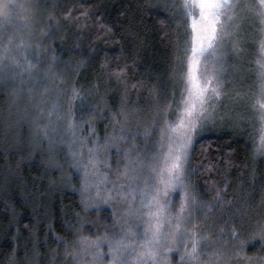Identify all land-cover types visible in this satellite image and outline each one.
<instances>
[{
  "label": "trees",
  "instance_id": "1",
  "mask_svg": "<svg viewBox=\"0 0 264 264\" xmlns=\"http://www.w3.org/2000/svg\"><path fill=\"white\" fill-rule=\"evenodd\" d=\"M41 1L45 7L39 11L37 28L45 52L42 67L62 78L55 86L66 91L68 97L72 85L80 88L84 96L72 105L75 119L83 120L77 135L89 137L94 131V137L87 141L103 143L111 131V116L123 124L125 114L135 124L143 119L147 128L154 131L153 124L164 119L165 99L172 98L159 94L178 95L183 87L179 70L184 54L181 42L186 37L179 10L169 9L166 17L160 9L168 3L159 0ZM160 20L164 23L158 25ZM117 21L123 32L118 39L109 38L102 27L113 26ZM53 23L55 31L46 36ZM255 25L260 27L258 22ZM106 60L111 63L110 68L101 67ZM117 63L129 65L127 79L117 80L112 75ZM63 78L68 87H64ZM133 81L150 83L154 91L150 94L149 88H132ZM39 87L51 90L48 82ZM16 100L0 86V264H7L13 254L16 264H72L70 253L77 250V237L90 233L89 220L97 216L110 219L109 210L92 207L87 193L82 195L79 175L66 162V149L49 150L48 140L37 134V127L11 125L9 109L16 110ZM37 103L38 100L34 102ZM93 107L96 111H92ZM39 112L37 125L42 128ZM256 129L245 133L216 130L198 137L188 166L196 173L189 178L195 185L193 194L197 201L208 203V207L200 209L206 214L202 227L215 226L225 231L230 227L227 206L214 200L217 187L225 193L224 201H235L233 193L242 187L252 208H257L264 198V157L252 155ZM59 137H53L54 141L59 143ZM56 165L62 168L57 169ZM82 198L87 208L82 205ZM258 219L253 217L254 221ZM66 224H77L78 231L69 232ZM254 231L255 224L248 233L229 238V242L244 240V252L264 255V242L258 237L249 238ZM56 237L69 241V246Z\"/></svg>",
  "mask_w": 264,
  "mask_h": 264
},
{
  "label": "snow or ice",
  "instance_id": "2",
  "mask_svg": "<svg viewBox=\"0 0 264 264\" xmlns=\"http://www.w3.org/2000/svg\"><path fill=\"white\" fill-rule=\"evenodd\" d=\"M44 7L38 0H0V82H14L27 73L28 82L33 85L40 86L45 83L44 77L32 76L36 69L32 60L39 63V53L25 44L18 27L19 25L30 31L29 21L35 10ZM169 9L179 10L180 19L185 22L186 39L181 42L184 45V54L179 70L183 87L179 89L178 95L159 94L170 95L172 98L165 99L163 125L154 126L159 133L158 138L153 139L152 132L147 130L141 134L140 139L145 140L143 150L138 151L134 144L136 137L132 135V128L129 127L128 114H125V123L119 126L115 116H111L113 131L118 133L120 143L129 144L131 147L116 148L117 153H125L124 163L122 169L115 170V180L104 181L113 184V190L108 192L105 200L113 203L123 201L125 219L116 218L118 223L112 226L114 235L105 232L96 239L79 235L76 242L80 248L70 253L72 264H170L167 254L173 248L179 253L180 264H264V255H248L244 252L246 241L239 240L235 244L229 242V238L236 239L248 233L253 224L255 231L249 238L258 237L264 242V198L260 200L257 208H252L248 203V193L242 187L233 193L235 201H224L225 193L217 187L214 200L227 206L230 227L227 231L219 229L218 235L212 238L203 227L199 232L196 231L198 218L195 213L198 209L208 207V203L197 201L193 194L195 185L189 182V178L196 173L188 166L198 140L197 134L207 127L212 118L211 112L206 115V111L214 110L217 107L216 102L227 98L228 85L223 79L227 74L223 64L227 53L222 51L225 42L250 17L258 19L259 30L264 36V0H255L254 3L252 0H179L178 3L173 0L161 7V14L167 17ZM163 23V20L158 21V25ZM55 29V24H50L46 36H50ZM102 31L108 33L109 38L118 39L123 28L117 21L113 26L103 25ZM235 50L233 45L229 52ZM259 52V94L252 106L257 114L259 129L253 140L255 147L252 155L264 157V38L259 41ZM111 66L107 60L101 65L102 68ZM128 69L127 63H117L112 75L117 80L127 79ZM137 86L149 88L150 94L154 91V86L144 81H133L131 87ZM26 92L33 95L32 88L26 89ZM48 92L49 89L45 87L41 95ZM70 92L67 116L59 115V102L51 104L45 113L40 105L46 101L36 97L39 103L31 107L39 108L47 120L44 127H36L37 134L48 140L49 150L66 149V162L79 175L83 195L91 187L88 183L89 165L99 171L100 148L99 142L89 147L87 161L83 159L82 151L74 150L73 146L77 143L81 147L87 146V140L92 139L95 133L93 131L89 137L77 136L83 120L78 122L75 119L72 105L77 99H84V96L75 85L70 87ZM92 111H96V108L93 107ZM169 114H173L172 120L167 118ZM65 134L68 139H64ZM56 136L61 137L59 143L53 139ZM149 140L151 144L148 143ZM134 152L135 156L132 155ZM116 160L119 164L120 158L117 157ZM56 168L61 169L62 166L56 165ZM224 185L225 188L229 187L226 179ZM169 193L178 196V200ZM97 195L99 196V191ZM81 203L87 208L83 198ZM254 216L259 219L254 221ZM131 225H135L136 230ZM65 227L72 233L78 231L77 224H66ZM15 239L14 237V242ZM56 239L66 247L69 246L66 239ZM189 241L191 247H188ZM104 243L107 253L101 247ZM180 244L183 247H179ZM161 250L164 255L157 261ZM261 252H264V243ZM68 255L66 251L65 256ZM7 264H16L15 254L9 258Z\"/></svg>",
  "mask_w": 264,
  "mask_h": 264
},
{
  "label": "rangeland",
  "instance_id": "3",
  "mask_svg": "<svg viewBox=\"0 0 264 264\" xmlns=\"http://www.w3.org/2000/svg\"><path fill=\"white\" fill-rule=\"evenodd\" d=\"M164 3H172L173 0H159ZM38 2H42L38 0ZM178 3L179 0H176ZM254 3L255 0H252ZM40 10H35V14L31 17L29 24H30V31L28 29L20 28V36L24 39L26 45H30L32 49H35L39 53V63L36 60H32V63L36 65V69L33 70L32 76L40 75L45 78V82L51 84V90L46 95H41L44 93V88L35 86L29 81V76L27 73L24 74L22 78H18L16 81H9V82H0V86L5 88L8 91V94L11 98L16 100V110L9 109V118L13 119L10 123L13 126L23 124H28L31 128L36 129L37 125V111L39 108H33L31 105L34 102H37V98L39 97L40 100L46 101L41 105H44V112L46 113L49 109V106L53 103L59 102V115L63 116V114L67 116V98L68 94L63 89L56 88L57 84H59L60 76L55 73V71H47L42 67V52L45 53L42 49L40 40L41 35L38 34L37 28V19ZM250 15V14H249ZM255 22H258V19L255 17H250L243 21L240 26V29L237 30L226 42L225 46L222 51L227 53L225 60L223 61L224 67L227 70V74L223 77L225 83L228 85L226 89V99H222L220 102H216L217 107L214 110L209 109L206 111V115L208 112H211L212 118L208 122L207 127L202 129L200 133L197 134V137L206 134H214L217 131L223 130H231V131H238V132H246L256 127V134L255 137L258 135L259 123L257 119L256 111L253 109V103L256 97L259 94V80H258V73L260 72V68L257 64V60L261 59L260 52H259V41L264 38L258 36L260 32V27H256ZM235 45L236 50L229 52ZM29 59H32L29 56ZM23 62V61H22ZM46 73V77H45ZM64 79V78H63ZM64 87H68L67 79H64ZM23 81V82H22ZM231 81V83H229ZM53 84V85H52ZM56 84V86H55ZM32 88L33 95H28L26 89ZM39 90V91H38ZM38 91V92H37ZM38 94V95H37ZM223 95V94H222ZM15 105V104H14ZM40 105V106H41ZM66 111V112H65ZM17 112V114H16ZM33 112L35 113L33 116ZM65 112V113H64ZM41 114V112H39ZM36 115V116H35ZM55 117H53V120ZM173 119V114H171V118ZM130 120V119H128ZM126 119L124 120L123 124L125 123ZM42 122L44 126L47 123L45 117L42 116ZM134 121L130 120L129 127L132 128V135L136 137L134 144L137 150H143L145 146V140L140 139L141 134H143L146 130L152 132L153 139L158 138L159 133L157 131H152V129L147 128L146 123L143 119H138L136 121L137 124H133ZM118 123L117 126H119ZM163 125V120L158 121L153 124ZM66 127V125H64ZM111 131L107 134L108 136L105 137L104 142H99L100 151L98 152L100 163L98 165L99 171L97 172L96 169L92 168L89 165V174H88V183L91 186L87 191V198L89 202L92 203V207H96L98 210L101 209H108L110 215V219H104V217L100 218L97 216L95 220L88 221L89 232L85 233V236L90 239H96L99 236H103L105 232L109 235H114V231L112 226L118 223L116 218L120 220L125 219L124 216V209L122 207L123 201H118L113 203L112 201H106L105 197L109 191L113 190L112 183H105L104 181H113L116 178L115 170L117 168L123 167L124 163V152H116V148H124L127 149L131 147L129 144H121L119 141L118 133L113 131L112 123L110 124ZM217 130V131H216ZM63 131V129H62ZM80 131V128L78 129ZM78 136V135H77ZM79 137V136H78ZM60 138V137H59ZM65 139H68V136L64 135ZM107 141V143H105ZM96 141H87V146L81 147L78 145H74V150H80L83 152V159L87 161L89 153L88 148L92 147ZM151 144V140L148 141ZM79 146V147H76ZM114 151V152H113ZM135 152L132 153L135 156ZM120 158V163H117L116 158ZM108 165V166H106ZM105 174H107L105 176ZM81 184V183H80ZM97 191H99V196L97 195ZM170 196H173L172 193H169ZM175 200H178V196H173ZM197 216V229L196 231H200L202 227V222L206 221V214L201 212L198 209L195 213ZM134 230L135 225H131ZM206 230V234L211 235L212 238H215L218 235V230L215 226L211 227H203ZM89 234V235H87ZM191 242L189 241L188 244ZM179 247H183L182 244L178 245ZM103 251L107 253L108 249L106 243L101 245ZM189 247V245H188ZM191 247V245H190ZM80 248V245H77V250ZM164 253L161 250L159 256L157 257V261L163 257ZM108 257H106L107 259ZM90 259V258H89ZM167 259L170 261V264H180V257L179 253L176 251L175 248L171 252L167 254ZM72 263V261H71Z\"/></svg>",
  "mask_w": 264,
  "mask_h": 264
}]
</instances>
